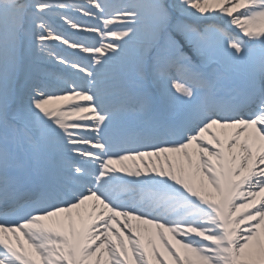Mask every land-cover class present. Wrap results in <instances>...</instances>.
Returning <instances> with one entry per match:
<instances>
[{"label": "snow or ice", "instance_id": "6c2138e0", "mask_svg": "<svg viewBox=\"0 0 264 264\" xmlns=\"http://www.w3.org/2000/svg\"><path fill=\"white\" fill-rule=\"evenodd\" d=\"M0 264H264V0H0Z\"/></svg>", "mask_w": 264, "mask_h": 264}, {"label": "rangeland", "instance_id": "374dc122", "mask_svg": "<svg viewBox=\"0 0 264 264\" xmlns=\"http://www.w3.org/2000/svg\"><path fill=\"white\" fill-rule=\"evenodd\" d=\"M44 68H46L47 70H55V65L52 64H47L43 66Z\"/></svg>", "mask_w": 264, "mask_h": 264}, {"label": "bare ground", "instance_id": "6f19581e", "mask_svg": "<svg viewBox=\"0 0 264 264\" xmlns=\"http://www.w3.org/2000/svg\"><path fill=\"white\" fill-rule=\"evenodd\" d=\"M126 163H129V164H131L132 162H131V161H129V162H126ZM153 231H155V230H153ZM157 242H159V241L157 240ZM173 243H175V241H173Z\"/></svg>", "mask_w": 264, "mask_h": 264}]
</instances>
